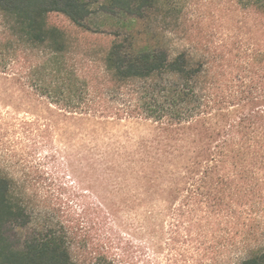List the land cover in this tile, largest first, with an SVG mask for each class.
Wrapping results in <instances>:
<instances>
[{
	"label": "trees",
	"instance_id": "trees-1",
	"mask_svg": "<svg viewBox=\"0 0 264 264\" xmlns=\"http://www.w3.org/2000/svg\"><path fill=\"white\" fill-rule=\"evenodd\" d=\"M94 3L135 21L152 12L169 34L188 22L182 0H0V73L66 113L200 124V151L173 181L164 225L141 238L122 234L111 209L56 202L0 155V264H150L165 249L180 251L175 264H264V0H233L255 20L236 53L173 48L153 28L152 42L131 28L96 35Z\"/></svg>",
	"mask_w": 264,
	"mask_h": 264
},
{
	"label": "rangeland",
	"instance_id": "rangeland-1",
	"mask_svg": "<svg viewBox=\"0 0 264 264\" xmlns=\"http://www.w3.org/2000/svg\"><path fill=\"white\" fill-rule=\"evenodd\" d=\"M182 1L187 5L188 22L176 34L152 21V12L135 21L104 13L98 3L93 5L88 24L96 35H126L131 28L150 42L153 28L163 43L173 48L185 42L209 52L226 48L236 53L249 47L255 20L248 10H238L233 0ZM50 21L71 27L59 14H51ZM81 43L105 44L103 39L93 38ZM159 126L143 119L66 113L0 73L1 157L10 160L8 155H14L18 163L8 162L12 168L24 169L30 183L55 194L56 202L61 200L76 212L111 209L124 235L141 238L164 225L166 218L161 212L174 200L173 181L200 151L201 142L196 139L202 135L200 124L172 131ZM144 252L147 260L151 253ZM179 252L159 250L150 264H175Z\"/></svg>",
	"mask_w": 264,
	"mask_h": 264
}]
</instances>
